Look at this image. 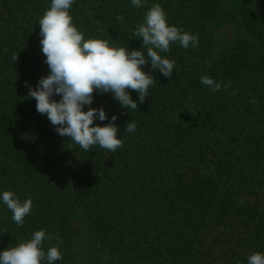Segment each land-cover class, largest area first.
I'll return each mask as SVG.
<instances>
[{
    "label": "trees",
    "instance_id": "16d2710c",
    "mask_svg": "<svg viewBox=\"0 0 264 264\" xmlns=\"http://www.w3.org/2000/svg\"><path fill=\"white\" fill-rule=\"evenodd\" d=\"M144 4L74 0L69 10L85 40L129 51L142 49L133 33L153 4L199 38L195 48L177 42L160 53L175 61L170 80L150 61L141 66L155 84L142 104L126 89L136 110L93 93L90 107L108 116L93 126L118 117L123 146L111 152L61 137L28 97L50 73L39 19L51 0H0V197L33 200L18 227L0 198V252L44 229L58 237L43 242L45 252L59 244L53 264H247L264 253V0ZM202 75L230 87L214 93ZM131 120L137 129L125 132Z\"/></svg>",
    "mask_w": 264,
    "mask_h": 264
},
{
    "label": "clouds",
    "instance_id": "9594fccd",
    "mask_svg": "<svg viewBox=\"0 0 264 264\" xmlns=\"http://www.w3.org/2000/svg\"><path fill=\"white\" fill-rule=\"evenodd\" d=\"M74 0H51V5L39 19L40 44L46 57L45 63L50 69L47 76L41 77L35 88L29 86L28 97L37 101L38 113L46 114L55 131L61 137H69L81 149L90 151L99 146L111 152L123 146V140L117 138L116 115L104 126H93L95 119L105 121L108 116L103 108L90 107L93 93H111L125 109L136 110L139 105L126 89L139 94L142 104L149 96V88L155 84L154 76L142 70L141 66L150 61L151 69H158L168 80L172 79L175 61L160 55L170 51V43H179L184 49L199 44L198 35L184 31L182 27L169 25L167 14L159 4H153L145 14L144 22L139 24L133 35L142 40L141 50L110 46V42L98 38L85 40L84 34L73 24L69 10ZM134 7H144V0H131ZM18 55L12 54L17 62ZM200 83L212 92L227 91L229 84L216 81L208 75L200 77ZM28 86V82H25ZM238 90L234 89L232 95ZM53 96H60L57 101ZM257 103L255 97L250 101ZM88 110L84 111V106ZM137 129L134 121L127 123L125 132L133 133ZM71 147V145H70ZM4 204L12 212V220L18 227L24 224V218L33 208V200L21 202L11 191L2 194ZM57 239L41 229L32 234L31 239L16 247L0 252V264H47L61 260L59 244L43 249V242ZM247 264H264V253L255 252L247 257Z\"/></svg>",
    "mask_w": 264,
    "mask_h": 264
},
{
    "label": "rangeland",
    "instance_id": "374dc122",
    "mask_svg": "<svg viewBox=\"0 0 264 264\" xmlns=\"http://www.w3.org/2000/svg\"><path fill=\"white\" fill-rule=\"evenodd\" d=\"M226 38H227V37H226ZM226 38H225V39H226ZM225 39H223V43H227V42H228V39H226V40H225ZM224 40H225V41H224Z\"/></svg>",
    "mask_w": 264,
    "mask_h": 264
}]
</instances>
